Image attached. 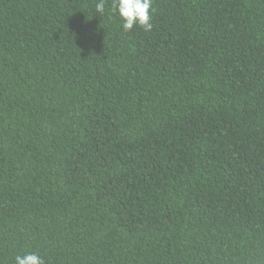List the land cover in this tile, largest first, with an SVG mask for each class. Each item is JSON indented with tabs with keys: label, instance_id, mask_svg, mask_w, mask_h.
<instances>
[{
	"label": "trees",
	"instance_id": "1",
	"mask_svg": "<svg viewBox=\"0 0 264 264\" xmlns=\"http://www.w3.org/2000/svg\"><path fill=\"white\" fill-rule=\"evenodd\" d=\"M0 0V264H264V0Z\"/></svg>",
	"mask_w": 264,
	"mask_h": 264
},
{
	"label": "clouds",
	"instance_id": "2",
	"mask_svg": "<svg viewBox=\"0 0 264 264\" xmlns=\"http://www.w3.org/2000/svg\"><path fill=\"white\" fill-rule=\"evenodd\" d=\"M107 0H96L95 11L101 16L105 13ZM111 13H118L122 27L129 32L138 25L145 32L153 29L152 0H111ZM15 264H45L44 258L36 252L16 255Z\"/></svg>",
	"mask_w": 264,
	"mask_h": 264
}]
</instances>
